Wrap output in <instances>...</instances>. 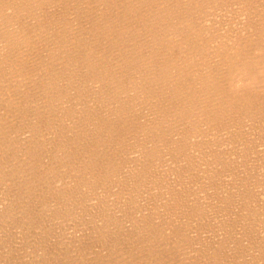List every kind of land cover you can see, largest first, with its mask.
Wrapping results in <instances>:
<instances>
[{
	"label": "bare ground",
	"instance_id": "6f19581e",
	"mask_svg": "<svg viewBox=\"0 0 264 264\" xmlns=\"http://www.w3.org/2000/svg\"><path fill=\"white\" fill-rule=\"evenodd\" d=\"M232 3L0 0V222L73 225L72 246L107 248L96 264H264V149L200 143L264 130L262 3L228 19ZM27 127L57 131L34 154L61 157L12 164L3 134Z\"/></svg>",
	"mask_w": 264,
	"mask_h": 264
},
{
	"label": "rangeland",
	"instance_id": "374dc122",
	"mask_svg": "<svg viewBox=\"0 0 264 264\" xmlns=\"http://www.w3.org/2000/svg\"><path fill=\"white\" fill-rule=\"evenodd\" d=\"M233 1V3L236 5V2H238L237 3V5L235 6L237 9H235L234 7V10H233V8H232V6H234V4L232 3V4H230V7H229V11L227 12V14H229V16H228V19H230V18H237V16H240V15H245L246 14V16L247 17H254V15H255V13H254V15L253 14H251V12L254 10V9H260V8H257V5L259 6V7H261V3H262V10L264 11V8H263V2L264 1H262V0H232ZM240 1V2H239ZM257 1V2H256ZM261 1V2H260ZM258 2H259V4H258ZM244 3H245V8L243 7L244 6ZM253 3V4H252ZM240 7H239V6ZM253 6V7H252ZM232 8V9H231ZM252 8V9H251ZM230 9L232 10V12L230 11ZM239 9V10H238ZM236 10H238L239 12H238V14H236L237 13V11ZM247 11V12H249V15L247 14V12L246 13H244V11ZM250 10V11H249ZM243 11V12H242ZM232 13H234L233 15H232ZM253 15V16H252ZM226 16V17H227ZM230 16H232V17H230ZM257 17V16H256ZM251 18V19H252ZM34 79V78H33ZM39 80H37V79H35V80H33L32 82H38ZM35 128H29V127H27V128H24V129H22V130H18V131H16V132H10V131H8V132H6V133H4L3 134V140L5 141V140H8V138H10L11 140H13L14 141V149H12V152L11 153H5L7 156H8V158L10 159V160H13L14 162H12V164H15V162H17L18 164H21V163H23V162H25V161H29V160H31V161H29V162H34L35 164H38V165H42V164H44V165H50L52 162H54V160L55 159H57V158H60L61 157V154H63V153H51V152H49V153H47V151H46V153H43L42 154V156L41 157H39V156H37V155H35L34 154V150L35 149H37V147H39V146H41L43 143H45V145L47 144V142L48 141H51V140H54L55 141V143L53 144V145H57L56 144V142H57V139H58V133H57V131L56 132H54L53 134L51 133V131H47V130H45V129H43V130H34ZM256 129H258V128H256ZM255 128H253L252 130H250V129H241V128H237V129H235V130H233V132H235L234 134L233 133H229V134H227V135H225L224 133V136H223V134L221 133V131L219 130V129H214L213 131L212 130H210V131H207V134L208 135H205L202 139H201V141H200V143H201V146L203 147V149H205L206 148V150H204V151H207V148H208V150H213V151H215V150H217V147H218V152L216 151V153H222V151H223V153H225V152H230V153H238V151H239V153H247L248 151V153H251V150L253 151L254 149V151L252 152V153H255V151H256V153H263V149H264V138H262V137H264L263 135H264V130H261L262 128H259L258 129V131H260V133L262 134V136L260 137V133L259 132H257V130H256ZM217 131H219L221 134H222V136H221V134L219 133V132H217ZM244 131V133L242 134V132ZM251 131V133L252 134H250L249 132ZM253 131V132H252ZM212 132V133H211ZM238 132V133H237ZM263 132V133H262ZM218 133V134H217ZM254 133V134H253ZM257 133V134H256ZM67 134H68V132H67ZM209 134H210V136L211 137H209ZM212 134H214V135H212ZM219 134H220V136H219ZM239 134L241 135V136H239ZM247 134V135H246ZM257 135V137H259L258 139H259V142L257 143V142H255V141H257V138H256V140H255V137H256V135ZM229 135V136H228ZM249 135H250V137H251V135H253V137L254 138H251L250 139V137H249ZM220 137V138H218V137ZM225 136H228V137H225ZM246 136H247V138H246ZM208 137V138H207ZM214 137L216 138V140L214 141ZM221 137H222V139H221ZM224 137V138H223ZM234 137V140L232 139V138ZM212 138H213V140H212ZM243 138V139H242ZM244 138H245V141L246 142H244ZM204 139V140H203ZM206 139H208V140H206ZM224 139H226V140H224ZM239 141H238V140ZM253 139H254V141H253ZM261 139V140H260ZM185 140V139H184ZM209 140H212V141H210L209 142ZM219 140H220V142H219ZM229 140H231V141H229ZM252 140V141H251ZM263 140V141H262ZM218 142V143H220V144H213V143H215V142ZM240 141H241V143H240ZM260 141H262V142H260ZM243 142V143H242ZM251 142H255L254 144L253 143H251ZM208 143H210V144H208ZM225 143V144H224ZM229 143V144H228ZM235 143H237V144H235ZM244 143H246V144H244ZM248 143H251L252 145L250 146V144H248ZM257 143V144H256ZM224 145V147H222V145ZM226 144H227V146H226ZM232 144V145H231ZM243 144V145H242ZM258 144H263V145H259V147H258ZM48 146H49V144H47ZM203 145H205V146H203ZM207 145V146H206ZM210 145H212L213 146V149H212V147H210L209 148V146ZM257 145V146H256ZM219 146H220V148H219ZM229 146V147H228ZM230 146H231V149H233L234 147H235V150L233 149V150H230ZM234 146V147H233ZM240 146V147H239ZM243 146V147H242ZM253 147V149H251V148H248V147ZM59 147V145L57 146V148ZM239 147V148H238ZM247 147V148H246ZM256 147V148H255ZM261 147H262V149H261ZM223 148L224 149H226V150H223ZM220 149V150H219ZM243 149V150H242ZM258 150V151H257ZM49 151V150H48ZM246 151V152H245ZM262 151V152H261ZM63 157H64V155H63ZM261 162V160H258V162ZM28 162V163H29ZM256 163V162H255ZM54 223H57V222H54ZM40 224V223H39ZM52 225H54L53 223H52ZM51 225V223L49 222V224H48V228H47V230L49 231V232H52V230H53V226ZM0 226L1 227H3V226H5V227H3L4 228V230H3V228H1L0 227V232H2V235H3V237H2V235H0V243H3V244H0V246H4V244H5V247H6V249H11L12 251H11V253L9 252L10 250H5V248L3 247H0V249L2 248V250H0V253H3V254H1V255H3V257H7V258H3L2 256H0V259H1V257H2V259L0 260V264H7V263H9L10 261L9 260H12L9 264H15L16 263V261L17 260H19V262H21L22 264H25V263H27V264H85L86 262V264H96V261H97V257L98 258H100L101 260H100V262L102 261V258L103 259H106L107 258V255L109 254H104L103 252H107V251H105V250H107V248L105 247V245H101L100 243H99V241H98V244H99V247L96 245V243H97V240H96V238H92L91 240H87L88 241V243H87V241L86 242H84V243H82V244H84V246L83 245H79V246H77L76 247V245L75 244H73V246H72V241L74 240V238H72L71 236L73 235V233H71L72 232V230L74 229L75 231L77 230L73 225H71V226H73V229H72V227L70 228V227H66L63 231H60V235H61V237H63V238H61L60 236H59V238H60V240L58 241V239L59 238H55V237H58V235H59V231L58 232H54L53 234H47V232L45 233V232H43V230H40V229H42L41 227H39L38 229H36V230H39V231H37V233H36V230H35V228H29L27 231H29V232H24V228L22 229V227H19V229L17 228V230L14 228V229H11L13 226H8L7 224H5L4 222H0ZM34 226L37 228V226H36V224H34ZM50 226V227H49ZM52 226V227H51ZM6 228H10V230H8V229H6ZM50 228V229H49ZM32 229V230H31ZM68 229V230H67ZM2 230V231H1ZM12 230H14V232H15V230L18 232V231H20L21 233H17L16 234V232L14 233L15 235H13L12 233ZM23 230V231H22ZM4 231H6V232H4ZM75 231H73L74 232V234H75ZM122 231L123 232H127L128 230H124V228L122 229ZM9 232L11 233V235L9 234ZM23 232V233H22ZM4 233V234H3ZM32 233V234H31ZM56 233V234H55ZM70 233V234H69ZM76 233H77V231H76ZM22 234V235H21ZM23 234H25V236L23 235ZM31 234V235H30ZM36 234V235H35ZM47 236H46V235ZM68 234V235H67ZM121 234V233H120ZM10 236V237H7V236ZM17 235H20V236H17ZM49 235H50V237H49ZM51 235H53L52 237H51ZM56 235V236H55ZM63 235V236H62ZM65 235V236H64ZM69 235H71V236H69ZM40 237V238H38V237ZM43 236V237H42ZM67 236H69V237H67ZM13 237V238H12ZM18 237V238H17ZM20 237H22V238H20ZM24 237V238H23ZM41 237H42V239H41ZM47 237V238H46ZM4 238H7V239H4ZM10 238H12L11 240H10ZM17 238V239H16ZM33 238H35V239H33ZM51 238H52V240H51ZM130 238V240H131V236H128L127 237V239H129ZM13 239H15V240H13ZM21 241H19V240ZM43 241V243H41L40 241L41 240ZM50 239V240H49ZM54 239V240H53ZM57 239V240H56ZM94 239H95V241H94ZM123 239H126V238H123ZM2 240L5 242V240H6V242L4 243V242H2ZM39 240V241H38ZM46 242H45V241ZM49 240V241H48ZM93 240V241H92ZM119 241H121V244H120V246H121V248L123 249L124 248V250L126 251H128V249L126 248V246H127V244H128V241L129 240H126V241H124V242H122V239H118ZM12 241L13 242H18V243H12ZM36 242L35 244L33 243V242ZM54 241H55V243H54ZM61 241V242H60ZM65 241V242H64ZM68 241H69V244H68ZM90 241V242H89ZM22 242H24V243H22ZM32 242V243H31ZM40 243V244H37V243ZM50 242V243H49ZM58 242H60V243H58ZM63 242V243H62ZM67 242V244L65 245V243ZM92 242V243H91ZM10 243H11V245H10ZM20 243V244H19ZM26 243H28V244H26ZM47 243H49V244H47ZM94 243V246L92 245ZM105 243V242H104ZM123 243V244H122ZM127 243V244H126ZM8 244V245H7ZM32 244V245H31ZM34 244V245H33ZM45 246H44V245ZM51 244V245H50ZM54 244V245H53ZM59 244V245H58ZM21 247H20V246ZM37 245V246H36ZM47 245V246H46ZM55 245L61 250V251H59V252H61L62 254H60L59 252H58V248H57V251H56V247H55ZM92 245V246H91ZM126 245V246H125ZM12 247V248H10V247ZM15 246V247H14ZM22 246H23V248H22ZM25 246H26V248H25ZM66 246V248L64 249L63 247H65ZM72 246V249L70 248ZM75 246V247H74ZM83 246V247H82ZM86 246H88L87 248H86ZM97 246V247H96ZM8 247V248H7ZM14 247V248H13ZM17 247V248H16ZM31 247H33V248H31ZM36 247V248H35ZM45 247V248H44ZM54 247V248H53ZM89 247H90V249H89ZM102 247H104L105 248V250H104V248H102ZM16 248V249H15ZM28 248L31 250H28ZM38 248V250L39 251H37V250H35V249H37ZM39 248H43L44 250V252H41L40 250L41 249H39ZM69 248H70V250H69ZM78 248V249H77ZM80 248V249H79ZM91 248H93V249H91ZM97 248H98V251H97ZM103 250H102V249ZM120 248V249H121ZM14 249V250H13ZM22 251H21V250ZM23 249H25V250H23ZM34 251H33V250ZM62 249H63V251H62ZM69 251V254H68V251ZM81 249H83V252H80V251H82ZM84 249H86V251L84 250ZM96 249V250H95ZM26 250H28L27 252H28V254L29 253H31L32 251L33 252H35V253H31V254H27L26 255ZM67 251L66 253H67V256H66V253L64 252V251ZM77 250H79L78 251V253H79V255L81 256L82 254V256H81V258H80V256L77 254ZM91 250H94L95 251V253H94V255H93V251H91ZM100 250V251H99ZM124 250L122 251H120V252H113V253H115V255L117 254V258H119V257H121V259L120 260H122V258H125V256H124V254L125 253H127V251L126 252H124ZM15 251H17V252H15ZM74 252V254L72 253V252ZM90 253V252H92V255H91V253L90 254H88V252ZM96 251H97V254H96ZM103 251V252H102ZM5 252H7V254L5 253ZM9 252V253H8ZM14 252H15V254H14ZM58 252V253H57ZM75 252H76V254H75ZM4 253H5V256H4ZM17 253V254H16ZM49 253H50V255H49ZM59 255V256H57V254ZM80 253H82V254H80ZM84 253L86 254V255H84ZM102 253V255L100 256V254ZM113 253L111 252V256L113 257L114 255H113ZM124 253V254H123ZM10 254H12V255H10ZM14 254V255H13ZM24 254H25V256H28V257H25L24 256ZM34 254V255H33ZM36 254V255H35ZM56 254V255H55ZM64 254V255H63ZM70 254H72V255H70ZM8 255H10V257L8 256ZM22 255V256H21ZM44 255V256H43ZM51 255H53V256H51ZM56 257H55V256ZM76 255H78V257L76 256ZM89 255H91V256H89V258H88V256ZM98 255V256H97ZM119 255V256H118ZM33 256V257H32ZM46 256V257H45ZM49 256V257H48ZM77 257V259H76V261H75V258ZM86 256V258H87V260L85 261V259L86 258H84ZM96 256V257H95ZM104 256V257H103ZM21 257V258H20ZM38 257V258H37ZM43 257V258H42ZM53 257V258H52ZM63 257V258H62ZM65 257V258H64ZM68 257H70V259L68 258ZM74 259H73V258ZM83 257V258H82ZM94 257V258H93ZM115 257V256H114ZM8 258H9V260H8ZM28 258V260H26ZM33 258V259H32ZM37 258V259H36ZM40 258V259H39ZM42 258V259H41ZM46 258H48V259H46ZM51 258V259H50ZM66 258H68V259H66ZM5 259H7V260H5ZM36 259V260H35ZM49 259H50V261H49ZM59 259V260H58ZM63 259H64V262H65V260H68V261H66L65 263L64 262H62L63 261ZM81 259V260H80ZM116 259V258H115ZM119 259H117V260H119ZM5 260V261H4ZM21 260V261H20ZM34 260V261H33ZM41 260V261H40ZM43 260V261H42ZM46 260V261H45ZM55 260V261H54ZM60 260H62V261H60ZM73 260L75 261V262H73ZM80 260V261H79ZM96 260V261H95ZM27 261V262H26ZM51 262L52 261V263H49V262ZM60 261V262H59ZM70 261V262H69ZM91 261V262H90ZM92 261H95V262H92ZM15 262V263H14ZM18 261H17V263L18 264H21V263H19ZM23 262H25V263H23ZM29 262V263H28ZM35 262H39V263H35ZM42 262V263H41ZM55 262V263H54ZM73 262V263H72ZM16 263V264H17Z\"/></svg>",
	"mask_w": 264,
	"mask_h": 264
}]
</instances>
